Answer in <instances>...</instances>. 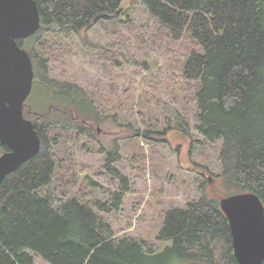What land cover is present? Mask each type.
<instances>
[{
    "label": "trees",
    "instance_id": "trees-1",
    "mask_svg": "<svg viewBox=\"0 0 264 264\" xmlns=\"http://www.w3.org/2000/svg\"><path fill=\"white\" fill-rule=\"evenodd\" d=\"M123 1L37 0L40 29L18 43L35 68L47 73L46 31L54 26L90 29L117 14ZM141 1L174 39L187 35L200 47L190 52L182 73L196 85L199 131L206 141L221 142L222 186L228 194L255 192L264 203V0ZM30 38H35L31 46ZM48 82L71 108L51 104L44 122L24 110L35 123L42 147L0 184V264H36L32 252L51 264H166L175 256L184 264H239L221 198L210 196L205 185L198 200L165 211L158 232V239L167 244L164 252L155 254L145 240L117 235L94 205L107 212L119 209L130 191L129 177L115 164L121 158L118 145L102 149L106 171L119 182L111 202L92 204L75 196L57 204L52 192L42 193L63 160L70 158L67 149L53 146L52 128L72 132L77 143L82 135L92 136L90 121L99 119L82 86L54 80L44 84ZM6 150L0 142V152Z\"/></svg>",
    "mask_w": 264,
    "mask_h": 264
},
{
    "label": "rangeland",
    "instance_id": "rangeland-1",
    "mask_svg": "<svg viewBox=\"0 0 264 264\" xmlns=\"http://www.w3.org/2000/svg\"><path fill=\"white\" fill-rule=\"evenodd\" d=\"M46 35L48 71L35 68L25 112L31 110L32 118L44 122L47 118L36 113L46 112L51 104L71 108L51 83L44 84L54 80L82 86L99 119L90 121L92 136L82 135L77 143L72 132L52 128L53 146L67 149L70 158L41 192H52L57 204L75 196L92 204L111 202L119 182L106 171L102 149L118 145L121 158L115 164L129 177L130 191L119 209L94 208L117 235L145 240L155 254L164 252L167 244L158 232L166 210L198 200L202 185L218 199L231 195L220 177L221 142L210 143L199 131L196 85L182 73L190 52L200 47L187 35L174 39L141 0H124L117 14L90 29L54 26ZM34 41L30 38L27 45ZM32 254L36 264H51ZM166 264L184 263L175 256Z\"/></svg>",
    "mask_w": 264,
    "mask_h": 264
},
{
    "label": "water",
    "instance_id": "water-1",
    "mask_svg": "<svg viewBox=\"0 0 264 264\" xmlns=\"http://www.w3.org/2000/svg\"><path fill=\"white\" fill-rule=\"evenodd\" d=\"M41 26L37 0H0V184L37 155L42 139L24 114L35 80V66L18 39H27ZM228 217L234 254L239 264H263L264 203L255 192L234 193L220 200Z\"/></svg>",
    "mask_w": 264,
    "mask_h": 264
},
{
    "label": "flooded vegetation",
    "instance_id": "flooded-vegetation-1",
    "mask_svg": "<svg viewBox=\"0 0 264 264\" xmlns=\"http://www.w3.org/2000/svg\"><path fill=\"white\" fill-rule=\"evenodd\" d=\"M52 110V107L50 106L49 111ZM31 113V110L29 111ZM48 112H42V113H36L40 118H45Z\"/></svg>",
    "mask_w": 264,
    "mask_h": 264
}]
</instances>
